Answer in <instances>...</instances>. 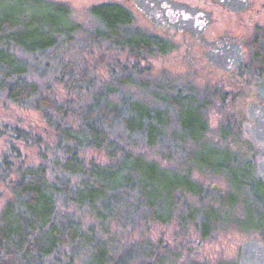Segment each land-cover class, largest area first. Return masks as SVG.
Here are the masks:
<instances>
[{"label": "trees", "instance_id": "trees-1", "mask_svg": "<svg viewBox=\"0 0 264 264\" xmlns=\"http://www.w3.org/2000/svg\"><path fill=\"white\" fill-rule=\"evenodd\" d=\"M9 1L0 0V99L36 111L45 140L30 128L0 124L7 146L0 151V177L10 194L0 209V264H167L178 250L162 254L159 243L145 240L134 252L132 243L118 242L110 227L113 222H133L135 212L144 220L163 221V206L172 211L181 190L203 194L178 160L185 143H192L187 156L199 169H221V164L208 161L210 151H203L199 140L209 101L196 99L188 86L173 79L151 75L147 61L170 51L173 42L139 26L125 4H92L89 11L97 25L79 38L75 32L80 24L66 21L64 3ZM253 38L252 63L258 74L264 69V28ZM80 39L104 48L90 66L65 55ZM101 64L105 77L96 69ZM53 81L62 86V95ZM138 92L145 98L139 99ZM139 139L148 147L162 144L159 154L177 158L176 165L164 171L140 159L132 150ZM17 144L37 146L41 161L9 160L20 158ZM88 148L102 152L105 159L86 158L83 151ZM234 171L241 180L246 178L245 167ZM80 211L93 218L92 225L84 226ZM193 213L184 220L192 222ZM220 219L216 211L203 213L202 231H210ZM263 219L256 218L257 228L262 229ZM82 251L90 259L74 262Z\"/></svg>", "mask_w": 264, "mask_h": 264}, {"label": "rangeland", "instance_id": "rangeland-1", "mask_svg": "<svg viewBox=\"0 0 264 264\" xmlns=\"http://www.w3.org/2000/svg\"><path fill=\"white\" fill-rule=\"evenodd\" d=\"M49 1L66 5V21L80 24L76 37L85 38L87 31L97 25L89 8L101 0ZM120 1L131 9L139 26L163 34L173 42L170 51L149 58L151 75L160 80L173 79L179 86H188L196 99L209 101L204 114L206 129L199 140L203 142L202 150L210 151L206 153L208 161L221 164V169L211 173L199 169L193 158L191 160L187 156L189 148L195 146L192 143H185L179 160H170L159 154L162 144L148 147L137 140L132 150L139 152L140 159L164 171L175 166L176 160L180 161L184 174L198 183L203 194L181 190L173 212L166 203L163 206V221L144 220L135 212L133 222H113L110 228L118 234V242L132 243L130 246L134 252L135 248L143 246L145 240L149 245L158 246L159 243L158 251L162 254L165 249L178 250L176 257L167 259V264H186L189 261L264 264V221L262 229L255 223L257 217L264 215V206L259 200L263 195L259 190L264 192V69L254 74L252 63L253 36L259 28H264V0ZM18 7L26 8L23 5ZM89 45L80 39L65 55L82 58L90 66L91 60L99 57L104 48ZM98 66L97 72L107 76L105 65ZM52 86L59 94L64 93L59 83L53 81ZM128 88L134 90L136 87ZM207 91L210 93L206 94ZM138 95L139 99L145 98L141 92ZM3 122L30 128L45 140L42 119L32 109L0 99V124ZM17 146L20 158L9 157V160L26 164L41 161L37 146ZM0 151H7L4 136H0ZM83 154L99 161L105 159L102 152L92 148L84 149ZM240 167L247 169L246 178L242 180L233 173ZM252 184L259 188L257 192ZM9 196V189L0 177V209ZM193 210L192 222L184 220ZM215 211L220 221L210 231L203 232V213L214 215ZM129 214L127 217L130 218L133 213ZM77 215L84 226L93 224L88 213L80 211ZM179 221L182 226H179ZM95 230L101 233L99 227ZM119 253L120 250L117 251ZM88 255L82 251V257L74 259V262L86 263L90 259Z\"/></svg>", "mask_w": 264, "mask_h": 264}, {"label": "flooded vegetation", "instance_id": "flooded-vegetation-1", "mask_svg": "<svg viewBox=\"0 0 264 264\" xmlns=\"http://www.w3.org/2000/svg\"><path fill=\"white\" fill-rule=\"evenodd\" d=\"M101 1H110V0H101ZM114 1H117V2H119V3H122V4H125L123 1H120V0H114ZM220 1H222V0H220ZM242 1V0H241ZM126 5V4H125ZM127 6V5H126Z\"/></svg>", "mask_w": 264, "mask_h": 264}, {"label": "water", "instance_id": "water-1", "mask_svg": "<svg viewBox=\"0 0 264 264\" xmlns=\"http://www.w3.org/2000/svg\"><path fill=\"white\" fill-rule=\"evenodd\" d=\"M217 189H219V187L215 186Z\"/></svg>", "mask_w": 264, "mask_h": 264}]
</instances>
